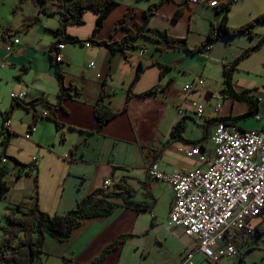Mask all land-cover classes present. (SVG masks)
Masks as SVG:
<instances>
[{"label":"crops","instance_id":"obj_1","mask_svg":"<svg viewBox=\"0 0 264 264\" xmlns=\"http://www.w3.org/2000/svg\"><path fill=\"white\" fill-rule=\"evenodd\" d=\"M116 1L96 41L121 40L125 32L115 30V23L128 7L135 11L129 27L136 30L144 21L143 12L159 2ZM210 1L192 4L188 0H165L153 10L148 26L186 38L193 49L206 39L211 25L219 22L215 7L208 5ZM216 1L223 4L228 0ZM59 11L51 2L39 9L30 0H0V83L7 84L11 93H24V103L40 101L29 110L17 107L8 116L3 152L28 168L21 171L0 158V168L7 169L4 181L9 188L2 199L6 202L5 223L9 209L19 206L25 211L32 207L35 197L42 211L63 214L94 191L125 194L120 186L125 183L133 191L132 201L141 204L142 210L125 206L120 198L108 199L115 204L112 212L84 220L67 241L47 237L38 264H91L122 235L129 237L97 264H179L185 252L195 246V240L169 223L173 191L169 185L151 179L146 166L155 163L167 174L206 168V163L186 157L182 150L197 146L210 153L214 121L233 119L248 111L246 102L221 93L223 64L235 60L263 37L264 23L254 26L253 38L245 34L223 36L211 43L212 48L205 46L202 54L181 49L161 52L155 42L145 38L137 40L136 48L125 50L127 57L99 45L64 44L58 49L62 57L58 66L64 86L71 85L74 90L70 98L58 102L59 83L49 50L57 38ZM261 14L263 0H235L226 13V24L237 28ZM96 16L87 10L86 24L68 26L67 34L87 39ZM28 23L33 25L26 28ZM15 38L19 44L6 52V42ZM138 66L141 72L132 84ZM194 79H202L203 84L184 92V85ZM181 80L186 81L180 88ZM232 87L238 94L249 91L248 97L257 109L248 120L231 125L239 130H264V43L239 62ZM100 102L115 116L97 127L93 110ZM193 102L203 106L201 116L195 114ZM11 103L9 99V107ZM45 103L55 106L53 111ZM177 126L182 127L180 139H172L171 132ZM4 138L0 129V142ZM106 179L111 185L104 190ZM162 197L167 201L166 219H159L156 213ZM101 198L96 194L94 203ZM249 224L261 235L252 240L238 233L234 239L240 251L237 258L210 263L198 256L197 264H264V213Z\"/></svg>","mask_w":264,"mask_h":264},{"label":"trees","instance_id":"obj_2","mask_svg":"<svg viewBox=\"0 0 264 264\" xmlns=\"http://www.w3.org/2000/svg\"><path fill=\"white\" fill-rule=\"evenodd\" d=\"M33 5L39 9L44 6L47 2H51L59 7L60 11L57 13L59 16V27L55 32L57 37L49 50V56L55 67V75L59 83V89L57 92L58 102L61 100L71 97V92L74 88L69 86H64V76L61 69L59 68V62L56 61L58 55L59 44H82L90 43L93 45H99L105 47L111 53L122 52L124 57H127L126 49H134L137 47V40L139 38H145L156 43V47L159 51L164 52L173 49H181L190 54H202L204 53L205 46L211 45L214 41L219 38L232 37L239 34H245L250 38L255 36L253 32L254 26L260 23H264V14H261L248 23L237 27L231 28L226 24V13L230 10L232 3L235 0H228L226 3L218 4L215 6L216 15L220 18L217 25L212 24L208 35L204 41H202L198 46L190 49L187 45L186 38H180L170 35L165 30L155 29L148 26L149 18L153 14V10L156 9L163 1L159 0L157 4H151L147 10L142 14L143 23L138 25L136 30L129 27V24L134 15V8L128 7L127 12L124 16L115 23V30H121L125 32V35L119 41H96L95 36L102 28L104 19L108 16L110 11L117 6L116 0H30ZM87 10L95 13L96 19L93 27V31L90 37L85 40H81L76 36L67 34L66 28L70 25H83L84 24V14ZM33 24L28 23L27 27H31ZM17 32V31H16ZM210 43V44H209ZM264 43V36L258 39V41L251 47L243 51V53L230 63L223 64L222 76H223V87L221 93L223 95L229 96L234 100L244 101L249 105L248 111L240 116L233 119L222 118L215 120L214 122H222L226 125L232 122L241 121L247 119L255 114L256 107L253 106L251 99L248 97L249 91L245 90L241 93H236L232 87V76L236 70L239 62L245 57L249 56L253 52L257 51ZM212 48V46H211ZM141 72V67L138 66L134 80L132 84L137 80ZM151 92L144 93L146 96ZM101 99V98H100ZM40 101L34 100L29 103H24L23 101H13L9 107V110L2 114V124L3 121L8 119L9 114L17 107H22L26 110L32 109ZM47 108L51 111L55 106H50L45 103ZM94 118L97 122V127H101L111 118L115 116V113L111 111L106 105L101 102L96 104L93 110ZM49 116V114H46ZM53 117V115H51ZM181 126L174 128L171 132L172 139H180ZM7 135L1 143L3 148H5V143ZM196 144V143H195ZM198 145L201 143H197ZM4 157L11 161L15 167L19 170H24L28 166L20 164L13 158L6 156L3 152ZM7 174V169L0 168V201L5 197L9 188L4 177ZM125 194L121 192H108L104 191H94L87 195L85 198L77 202L76 207L63 214H49L40 209L37 203V197L34 198V203L29 209L22 211L19 206L11 208L7 211L6 215V225L0 227L1 238H0V264H38V257L42 253L44 242L47 237L53 238L57 241L64 242L67 241L72 235L73 231L78 228L84 220L100 217L107 215L112 212L115 204L109 202L108 199L120 198L124 205L135 210H142V205L132 201L133 191L123 183L120 185ZM33 190L35 195L37 193V183L34 181ZM100 194L102 198L94 203V196ZM264 213V211H263ZM260 231L255 229V235L250 236L249 239L256 240L260 236ZM129 235H122L116 239L113 243L105 247L101 255L95 259L91 264H97L101 261L110 251L115 249L123 240H125ZM264 244V241H263Z\"/></svg>","mask_w":264,"mask_h":264},{"label":"built area","instance_id":"obj_3","mask_svg":"<svg viewBox=\"0 0 264 264\" xmlns=\"http://www.w3.org/2000/svg\"><path fill=\"white\" fill-rule=\"evenodd\" d=\"M188 1L199 3V0ZM208 5L215 7L217 1L212 0ZM18 44L17 38L12 39L4 49L11 52ZM84 45L91 46L88 42ZM63 46L59 44L57 48ZM210 48L211 45L207 46ZM56 61H62L60 54ZM202 84V79L187 83L183 91H192ZM24 97V93L10 94L13 101H22ZM192 108L198 116L204 112L197 102L192 103ZM9 124L8 119L3 121L4 136ZM211 143L210 153L197 146L182 150L186 157H196L200 164L206 163L205 169L167 174L155 163L146 166L151 179L169 185L173 191L169 223L182 228L186 236L195 240V246L185 252L179 264H197L196 255L210 263L225 257L237 258L240 251L234 243L236 235L243 232L248 239L255 235V228L249 223L264 211V130H239L219 121L213 126ZM0 158H5L1 143ZM32 160L35 162L37 157ZM110 185L111 181L106 179L103 189Z\"/></svg>","mask_w":264,"mask_h":264},{"label":"rangeland","instance_id":"obj_4","mask_svg":"<svg viewBox=\"0 0 264 264\" xmlns=\"http://www.w3.org/2000/svg\"><path fill=\"white\" fill-rule=\"evenodd\" d=\"M264 1V0H263ZM86 23L84 21V24L83 25H78L79 27H82L84 26ZM196 79H194L193 81H195ZM186 81V80H185ZM185 81H179L180 83V88L181 86L184 84ZM192 81L189 80L188 83H191ZM177 87H178V83H177ZM11 93V90L8 89V85L5 84L4 82H1L0 83V112H4L5 110L8 109L9 107V99H10V94ZM1 114V113H0ZM248 120V119H246ZM1 124H2V119H1V115H0V129H1ZM6 202L5 201H0V226H4L6 223H5V220H4V215H3V209H4V206H5ZM156 213H157V216L159 219H166L167 218V201L165 199V197H162L159 202H158V205H157V208H156ZM0 238H1V231H0ZM200 256V255H197L195 257V260L197 259V257ZM201 257V256H200Z\"/></svg>","mask_w":264,"mask_h":264}]
</instances>
